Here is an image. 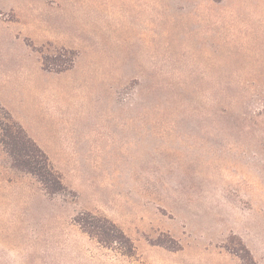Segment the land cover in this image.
I'll list each match as a JSON object with an SVG mask.
<instances>
[{
    "label": "rangeland",
    "instance_id": "rangeland-1",
    "mask_svg": "<svg viewBox=\"0 0 264 264\" xmlns=\"http://www.w3.org/2000/svg\"><path fill=\"white\" fill-rule=\"evenodd\" d=\"M7 113L66 190L0 145V264H264V0H0Z\"/></svg>",
    "mask_w": 264,
    "mask_h": 264
},
{
    "label": "trees",
    "instance_id": "trees-1",
    "mask_svg": "<svg viewBox=\"0 0 264 264\" xmlns=\"http://www.w3.org/2000/svg\"><path fill=\"white\" fill-rule=\"evenodd\" d=\"M6 119L0 125V145L9 157L11 166L34 176L48 194H58L66 190L61 175L53 167L48 154L11 115L8 114ZM76 222L84 232L102 245L116 246L127 255L134 252L130 237L107 217L87 212L78 217ZM239 256L245 260L244 255Z\"/></svg>",
    "mask_w": 264,
    "mask_h": 264
}]
</instances>
